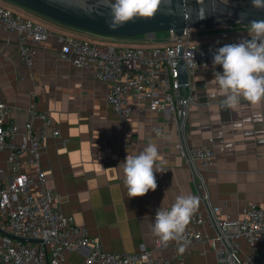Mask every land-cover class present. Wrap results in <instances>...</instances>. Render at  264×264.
<instances>
[{"label": "crops", "instance_id": "crops-1", "mask_svg": "<svg viewBox=\"0 0 264 264\" xmlns=\"http://www.w3.org/2000/svg\"><path fill=\"white\" fill-rule=\"evenodd\" d=\"M0 4L31 19L20 5L8 0H0ZM31 20L45 25L51 33L38 47L32 66L18 54V36L0 29V96L21 128L29 112L36 110L49 115L60 131L59 137L46 139L40 152L46 186L59 195L55 207L99 240L108 253L153 252L165 259L181 255L190 264H218L214 250L206 243L187 246L183 254L178 253L175 241L155 250L157 238L151 226L157 209L171 207L181 194L198 196V210L206 209L200 183L180 144L214 151L215 162L204 174L205 190L225 215L238 219L241 208L249 203L264 208V103L242 101L234 111L222 109L214 72L223 70L212 67L190 76L196 104L190 107L183 129L168 114L153 113L133 100H129L133 112L123 122L108 107V86L96 80L92 68H76L70 60L59 59L58 35L86 37L55 22ZM249 37V26L222 27L207 30L200 43ZM165 38L156 40L164 42ZM150 143L158 146L162 161L158 166L164 172L154 173L155 191L129 198L122 162ZM6 158L7 153L0 151V169L6 168ZM22 163L23 171L33 173L24 157ZM7 184L8 179H4ZM90 252L91 246L86 245L67 253L66 264H103L89 262Z\"/></svg>", "mask_w": 264, "mask_h": 264}, {"label": "built area", "instance_id": "built-area-1", "mask_svg": "<svg viewBox=\"0 0 264 264\" xmlns=\"http://www.w3.org/2000/svg\"><path fill=\"white\" fill-rule=\"evenodd\" d=\"M0 29L18 36V54L28 66L34 64L38 47L51 36L44 25L2 5ZM206 31L185 29L180 36L168 31L164 42L156 40L157 35L146 36L156 44L152 47L122 49L62 34L57 36L59 59L70 60L76 68H92L96 80L108 86L106 103L121 121L131 116L133 106L129 100H133L153 113L168 114L183 129L190 107L196 104L190 76L197 70L221 67L213 65L216 50L240 41L200 43ZM181 61L188 70V85L179 80ZM59 135L52 118L36 110L29 112L21 128L0 96V151L7 153L6 168L0 169V264H66L67 253L86 245L91 246V263L190 264L181 255L165 259L155 257L153 252L108 253L85 228L62 214L55 207L59 195L46 186V174L40 166L46 139ZM180 149L200 183L206 204L205 211L197 210L186 229L187 246L208 244L218 264H264V208L249 203L241 208L238 219L225 215L220 206L212 204L205 190L204 174L215 162L214 151L184 144ZM23 157L33 173L23 171ZM4 179H8L7 185ZM154 247L158 250L163 245L156 239Z\"/></svg>", "mask_w": 264, "mask_h": 264}, {"label": "clouds", "instance_id": "clouds-1", "mask_svg": "<svg viewBox=\"0 0 264 264\" xmlns=\"http://www.w3.org/2000/svg\"><path fill=\"white\" fill-rule=\"evenodd\" d=\"M164 0H98L99 8L108 9L105 23L116 30L137 19H151L160 10ZM203 4V0H198ZM227 3V0H223ZM252 6L264 10V0H251ZM103 15V13H99ZM250 38L225 44L213 55V65L222 67L214 72L221 108L236 110L242 101L251 105L264 103V20L249 23ZM215 95V94H214ZM239 127V124L234 125ZM161 156L155 143L148 144L136 155H127L122 162L123 184L129 198L142 197L157 189L154 173L164 172L158 165ZM200 199L191 194H181L169 209L158 208L152 234L159 244L167 247L175 241L177 251L183 254L189 241L186 229L199 208Z\"/></svg>", "mask_w": 264, "mask_h": 264}, {"label": "water", "instance_id": "water-1", "mask_svg": "<svg viewBox=\"0 0 264 264\" xmlns=\"http://www.w3.org/2000/svg\"><path fill=\"white\" fill-rule=\"evenodd\" d=\"M60 25L103 36L134 38L153 37L173 31L180 36L185 29L214 30L222 27L249 26L252 20H264V10L252 3L223 0H164L151 19H137L111 30L105 23L108 9L99 8L98 0H9ZM103 13V15L99 14ZM179 80L189 84L188 70L183 61Z\"/></svg>", "mask_w": 264, "mask_h": 264}, {"label": "rangeland", "instance_id": "rangeland-1", "mask_svg": "<svg viewBox=\"0 0 264 264\" xmlns=\"http://www.w3.org/2000/svg\"><path fill=\"white\" fill-rule=\"evenodd\" d=\"M227 1L251 3V0H227ZM10 2H12V1H10ZM0 5H2L3 7L7 6L6 4H0ZM12 9H16V8H12ZM28 12H29V17L33 20H39V21L43 22L44 24H47L49 22H53V21H51L45 17H42V16L36 14L33 11L28 10ZM14 13L26 18L19 11H16ZM65 28H69V27H65ZM235 28H237V27H235ZM69 29L71 30V32H74V34L78 33V34L82 35V37H86L84 40H86L90 43L97 44V45L112 46V47H115L117 49H122V48H126V47H145L146 48V47H152V46L156 45V44H152L150 41H148L146 36H138V37H134V38H122V37L97 35V34L85 32V31H81V30H77V29H72V28H69ZM167 34H168V31H165V32L157 33L156 35H157V37H161L164 35L167 36ZM77 39H80V38H77ZM211 42H216V41L214 40ZM208 43H210V42H208Z\"/></svg>", "mask_w": 264, "mask_h": 264}]
</instances>
